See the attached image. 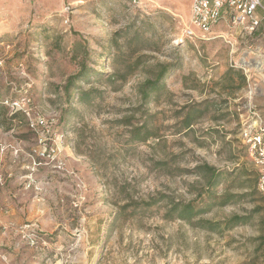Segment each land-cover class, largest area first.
Wrapping results in <instances>:
<instances>
[{"label":"rangeland","instance_id":"rangeland-1","mask_svg":"<svg viewBox=\"0 0 264 264\" xmlns=\"http://www.w3.org/2000/svg\"><path fill=\"white\" fill-rule=\"evenodd\" d=\"M190 2L0 0V264H264L239 135L264 76L235 65L250 40L185 37ZM189 202L213 205L178 217Z\"/></svg>","mask_w":264,"mask_h":264},{"label":"built area","instance_id":"built-area-1","mask_svg":"<svg viewBox=\"0 0 264 264\" xmlns=\"http://www.w3.org/2000/svg\"><path fill=\"white\" fill-rule=\"evenodd\" d=\"M138 3L140 0H128ZM264 11L261 0H191L189 26L183 35L190 39L222 38L234 45L239 37L250 40L246 50L234 60L239 69L264 76ZM246 116L240 120L239 135L248 155L257 167V185L264 191V122L261 110L248 105ZM42 124V119L37 120Z\"/></svg>","mask_w":264,"mask_h":264},{"label":"trees","instance_id":"trees-1","mask_svg":"<svg viewBox=\"0 0 264 264\" xmlns=\"http://www.w3.org/2000/svg\"><path fill=\"white\" fill-rule=\"evenodd\" d=\"M168 71L167 66H163L158 72L157 75L155 77L154 80H147L145 83V89L144 91V97H149L148 91L149 92H158L160 90H162L164 88V82L162 80L163 76L166 74V72ZM228 72H233V73H237L239 78H241V80L244 82V75L240 72V70L235 69V68H231L228 70ZM88 74L87 69L84 68L83 70H81L77 75L73 76L72 78H70V81L68 82V85H66V91H69V88L73 86V84L76 82L77 79H83L85 78V76ZM192 118V116H187L186 118V124L188 125L190 123V119ZM139 134V133H138ZM149 137V135H145L144 138ZM143 139V138H141ZM202 170L206 171L207 174V181H206V185L208 187V189H210L211 187H213L219 180V171L211 166H201L198 167ZM257 178V176H256ZM208 196H212L209 195V193H207ZM231 195H227L225 196L221 202H219L220 204L226 203L227 201H229ZM212 201V200H211ZM209 203V202H207ZM200 204V205H195L194 202H189L187 204L181 205L178 209V217L185 219V220H191L193 217L203 213L204 211H206L211 205L213 204ZM202 205V206H201ZM247 216H239V215H234L232 217H230L228 220L224 221V222H206L207 225V229L209 230H216L220 227L221 224H223V227H225L226 229L231 228L237 224L246 222Z\"/></svg>","mask_w":264,"mask_h":264},{"label":"crops","instance_id":"crops-1","mask_svg":"<svg viewBox=\"0 0 264 264\" xmlns=\"http://www.w3.org/2000/svg\"><path fill=\"white\" fill-rule=\"evenodd\" d=\"M261 4L264 6V0H261ZM259 14L260 15H263L264 14V11H263V9L262 8H259ZM263 26H264V22H263Z\"/></svg>","mask_w":264,"mask_h":264}]
</instances>
